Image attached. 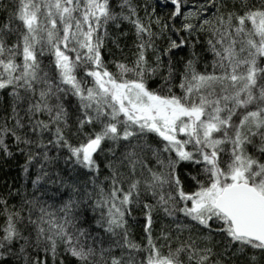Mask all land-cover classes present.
Masks as SVG:
<instances>
[{
  "label": "snow or ice",
  "instance_id": "6c2138e0",
  "mask_svg": "<svg viewBox=\"0 0 264 264\" xmlns=\"http://www.w3.org/2000/svg\"><path fill=\"white\" fill-rule=\"evenodd\" d=\"M0 173V264H264V0H0Z\"/></svg>",
  "mask_w": 264,
  "mask_h": 264
},
{
  "label": "trees",
  "instance_id": "16d2710c",
  "mask_svg": "<svg viewBox=\"0 0 264 264\" xmlns=\"http://www.w3.org/2000/svg\"><path fill=\"white\" fill-rule=\"evenodd\" d=\"M208 56H209V59H210V58H211V54L209 53ZM11 167H12V169H13L12 174L15 175L16 170H17V169H16V165L13 163V164L11 165ZM2 178H3V174L0 173V179H2Z\"/></svg>",
  "mask_w": 264,
  "mask_h": 264
}]
</instances>
